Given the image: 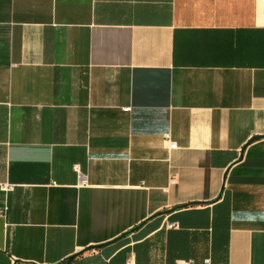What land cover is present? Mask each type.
I'll return each instance as SVG.
<instances>
[{"label":"crops","instance_id":"crops-1","mask_svg":"<svg viewBox=\"0 0 264 264\" xmlns=\"http://www.w3.org/2000/svg\"><path fill=\"white\" fill-rule=\"evenodd\" d=\"M179 262L264 264V0H0V264Z\"/></svg>","mask_w":264,"mask_h":264},{"label":"built area","instance_id":"built-area-1","mask_svg":"<svg viewBox=\"0 0 264 264\" xmlns=\"http://www.w3.org/2000/svg\"><path fill=\"white\" fill-rule=\"evenodd\" d=\"M127 111V110H126ZM166 142L169 144V148L174 149L176 147V144L172 142L170 134L166 135ZM12 186L5 187L6 190H12ZM168 229H178L179 226L177 223H170L167 225ZM178 264H183V262H179Z\"/></svg>","mask_w":264,"mask_h":264}]
</instances>
